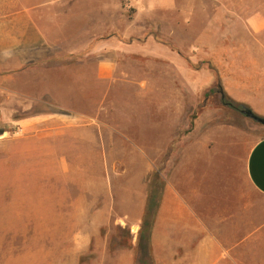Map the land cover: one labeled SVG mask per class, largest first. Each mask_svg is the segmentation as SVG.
Here are the masks:
<instances>
[{
  "label": "rangeland",
  "instance_id": "374dc122",
  "mask_svg": "<svg viewBox=\"0 0 264 264\" xmlns=\"http://www.w3.org/2000/svg\"><path fill=\"white\" fill-rule=\"evenodd\" d=\"M176 3L170 16L155 11L146 32L171 63L119 59L124 70L101 81L78 76L83 62L70 58L0 75V264H136L151 187L181 164L201 171L213 159L218 179L237 167L234 183L248 190L243 160L264 125L223 99V61L212 58L260 52L245 24L257 10L264 17V0Z\"/></svg>",
  "mask_w": 264,
  "mask_h": 264
},
{
  "label": "crops",
  "instance_id": "0c3cea01",
  "mask_svg": "<svg viewBox=\"0 0 264 264\" xmlns=\"http://www.w3.org/2000/svg\"><path fill=\"white\" fill-rule=\"evenodd\" d=\"M1 2L0 75L5 79L24 75L38 62L65 58L83 62L78 76L99 81L124 70L119 59L156 56L172 61L171 49L146 32L155 11L170 16L178 8L176 0H20L14 8L8 0ZM124 3L132 14H126ZM222 6L236 11L233 5ZM255 12L245 26L260 37V52L242 63L234 61L240 53H215L212 59L223 61L226 93L264 115V17ZM213 161L201 171L195 170L198 163L181 164L164 176L149 237L152 264H264V136L243 160L240 176L248 190L234 183L237 167L231 176L215 177L220 171ZM252 190L260 201L253 202Z\"/></svg>",
  "mask_w": 264,
  "mask_h": 264
},
{
  "label": "trees",
  "instance_id": "16d2710c",
  "mask_svg": "<svg viewBox=\"0 0 264 264\" xmlns=\"http://www.w3.org/2000/svg\"><path fill=\"white\" fill-rule=\"evenodd\" d=\"M221 92L223 99H228L227 103L229 105H232L237 109H241L240 107L242 106L243 107L242 109L252 110L249 105L239 101L232 100L227 97L226 93H224L223 91ZM259 116L264 117L262 115ZM162 188H163V181H161L160 188H155V186L151 187L153 193L148 194L147 203L141 218V226L139 230L140 234L137 243V255L135 259L136 264H152V257L149 252V237H150L151 228L153 226L156 210L159 204V196ZM142 241H144L145 244H142Z\"/></svg>",
  "mask_w": 264,
  "mask_h": 264
},
{
  "label": "water",
  "instance_id": "95a60500",
  "mask_svg": "<svg viewBox=\"0 0 264 264\" xmlns=\"http://www.w3.org/2000/svg\"><path fill=\"white\" fill-rule=\"evenodd\" d=\"M240 112L245 114L247 117H249V118H251V119H253V120L264 125V117H261V116L255 114L252 110L240 109Z\"/></svg>",
  "mask_w": 264,
  "mask_h": 264
}]
</instances>
